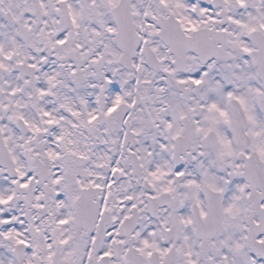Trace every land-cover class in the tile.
I'll list each match as a JSON object with an SVG mask.
<instances>
[{"label":"snow or ice","instance_id":"obj_1","mask_svg":"<svg viewBox=\"0 0 264 264\" xmlns=\"http://www.w3.org/2000/svg\"><path fill=\"white\" fill-rule=\"evenodd\" d=\"M0 264H264V0H0Z\"/></svg>","mask_w":264,"mask_h":264}]
</instances>
